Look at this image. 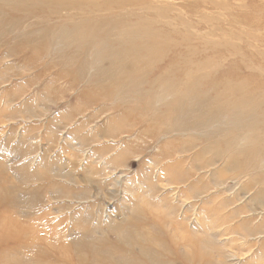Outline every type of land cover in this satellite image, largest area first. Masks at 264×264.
<instances>
[{
	"label": "rangeland",
	"instance_id": "1",
	"mask_svg": "<svg viewBox=\"0 0 264 264\" xmlns=\"http://www.w3.org/2000/svg\"><path fill=\"white\" fill-rule=\"evenodd\" d=\"M0 264H264V0H0Z\"/></svg>",
	"mask_w": 264,
	"mask_h": 264
}]
</instances>
